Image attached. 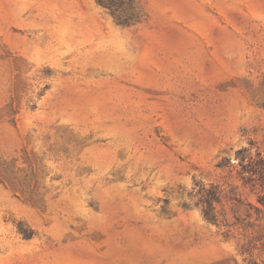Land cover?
Wrapping results in <instances>:
<instances>
[{
	"label": "rangeland",
	"instance_id": "374dc122",
	"mask_svg": "<svg viewBox=\"0 0 264 264\" xmlns=\"http://www.w3.org/2000/svg\"><path fill=\"white\" fill-rule=\"evenodd\" d=\"M0 264H264V0H0Z\"/></svg>",
	"mask_w": 264,
	"mask_h": 264
},
{
	"label": "trees",
	"instance_id": "16d2710c",
	"mask_svg": "<svg viewBox=\"0 0 264 264\" xmlns=\"http://www.w3.org/2000/svg\"><path fill=\"white\" fill-rule=\"evenodd\" d=\"M111 7V6H110ZM114 13V12H113ZM215 197V196H213ZM209 207H210V204H209ZM204 214L207 218L209 219H212L214 217V215L212 214L211 212V209L210 208H204Z\"/></svg>",
	"mask_w": 264,
	"mask_h": 264
}]
</instances>
